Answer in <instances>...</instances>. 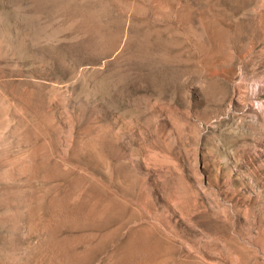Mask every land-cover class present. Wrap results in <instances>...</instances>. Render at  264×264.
<instances>
[{
  "label": "rangeland",
  "instance_id": "obj_1",
  "mask_svg": "<svg viewBox=\"0 0 264 264\" xmlns=\"http://www.w3.org/2000/svg\"><path fill=\"white\" fill-rule=\"evenodd\" d=\"M0 264H264V0H0Z\"/></svg>",
  "mask_w": 264,
  "mask_h": 264
},
{
  "label": "bare ground",
  "instance_id": "obj_2",
  "mask_svg": "<svg viewBox=\"0 0 264 264\" xmlns=\"http://www.w3.org/2000/svg\"><path fill=\"white\" fill-rule=\"evenodd\" d=\"M54 205V204H53ZM59 206V205H58ZM140 240V239H139ZM157 244V243H156ZM131 246V245H130ZM145 248V247H144ZM147 249H150V247H146ZM152 249H153V246H152ZM149 253V252H148Z\"/></svg>",
  "mask_w": 264,
  "mask_h": 264
}]
</instances>
